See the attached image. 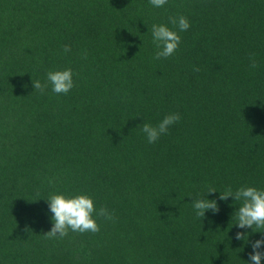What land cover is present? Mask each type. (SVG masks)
Instances as JSON below:
<instances>
[{
  "label": "trees",
  "instance_id": "1",
  "mask_svg": "<svg viewBox=\"0 0 264 264\" xmlns=\"http://www.w3.org/2000/svg\"><path fill=\"white\" fill-rule=\"evenodd\" d=\"M153 25L181 36L173 56L154 59ZM69 68L54 93L47 74ZM174 113L148 143L142 124ZM209 187L219 212L197 218ZM241 187L264 190V0H0V264H251L264 233L219 198ZM54 194L115 219L46 238Z\"/></svg>",
  "mask_w": 264,
  "mask_h": 264
},
{
  "label": "clouds",
  "instance_id": "2",
  "mask_svg": "<svg viewBox=\"0 0 264 264\" xmlns=\"http://www.w3.org/2000/svg\"><path fill=\"white\" fill-rule=\"evenodd\" d=\"M150 3L157 8L163 7L168 3V0H150ZM170 23L178 25L181 32L187 31L190 28L189 20L180 16L178 19L170 17ZM153 43L156 45L154 59L168 58L173 56L179 49L181 36L178 32L171 30L166 25L152 26ZM64 52L71 51L69 45L64 46ZM250 67L255 69L258 63L255 59V54L250 57ZM194 71L199 72L200 69L194 68ZM73 71L69 68L63 71H50L47 74V81L52 85V91L56 94H68L75 82L73 80ZM35 91L41 94L45 92L48 84H42L39 80H33ZM181 119L179 113L167 115L158 125L153 126L148 123L142 124V131L146 134L148 143H155L162 135L167 134L169 127ZM215 188L209 187L202 194H198L192 202L197 218H204L208 210L214 213L219 212V206L215 199H206L205 194L215 193ZM229 197H234L236 201H242L238 210L235 212L237 223L235 224L241 229L251 228L255 232L264 233V231H256V229H264V190H259L255 187H241L235 192L229 188L225 192H220L221 200H228ZM50 203V211L52 215L53 227L44 234L46 238H64L68 235L69 230L73 232L98 233L100 225L97 223L95 216L103 217L108 220H114V214L109 212L105 207L99 210L94 206L93 198L87 195H77L75 197H66L63 194H54L47 199ZM95 214V216H94ZM30 231V229H27ZM250 234L237 232L235 239L248 240ZM264 246V239L257 240L252 244L253 252L250 254L251 264H262L264 260V252H261V247Z\"/></svg>",
  "mask_w": 264,
  "mask_h": 264
}]
</instances>
